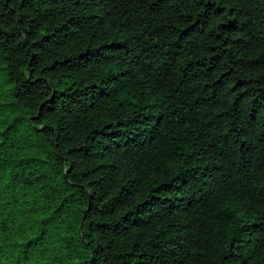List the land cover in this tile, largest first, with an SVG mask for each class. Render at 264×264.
Here are the masks:
<instances>
[{
    "label": "trees",
    "instance_id": "trees-1",
    "mask_svg": "<svg viewBox=\"0 0 264 264\" xmlns=\"http://www.w3.org/2000/svg\"><path fill=\"white\" fill-rule=\"evenodd\" d=\"M0 264H264V0H0Z\"/></svg>",
    "mask_w": 264,
    "mask_h": 264
}]
</instances>
